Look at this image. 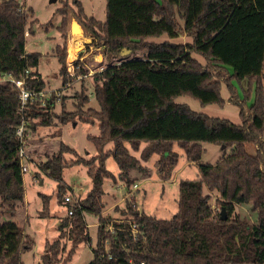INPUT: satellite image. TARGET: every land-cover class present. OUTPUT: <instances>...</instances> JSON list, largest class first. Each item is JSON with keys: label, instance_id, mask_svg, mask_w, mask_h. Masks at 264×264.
Segmentation results:
<instances>
[{"label": "trees", "instance_id": "trees-1", "mask_svg": "<svg viewBox=\"0 0 264 264\" xmlns=\"http://www.w3.org/2000/svg\"><path fill=\"white\" fill-rule=\"evenodd\" d=\"M57 12L64 17L58 26L63 37L65 12ZM32 18L31 9L18 0H0V77L24 79L29 89L41 91L46 86L37 71L41 55L25 51V34L36 24ZM87 28L104 53H142L107 64L94 76L99 110L88 109L80 119L98 123L99 134L88 137L96 154L85 160L61 143L38 165L56 182L62 202L68 190L62 177L65 168L83 165L92 184L84 198L66 204L72 214L62 221L57 240L45 243L40 263L68 264L80 244L90 243L85 214H91L97 218V233L87 264H264V0H105V20L89 18ZM182 34L190 42H146ZM56 56L65 85V46L56 47ZM245 79L248 91L254 87L249 107L236 98L232 84ZM222 84L230 93L226 100ZM178 96H189L201 105H237L241 123L194 112L175 103ZM78 99L76 108L81 110L87 97ZM77 115L63 108L57 114L53 104L41 107L35 102L21 111L17 91L0 83V264H23L21 254L34 244L5 216L13 218L24 207L16 128L22 121L32 130L36 125L50 126L52 120L64 125ZM35 119L39 122L33 123ZM201 143L224 147L216 164L199 163ZM246 144L255 147L253 156L246 152ZM174 146L196 163L200 179L179 181L177 212L171 219L136 213L131 204L123 212L130 219L102 216L105 178L120 180L128 189L150 177L143 163L157 156L156 173L166 181L178 161ZM109 156L119 169L117 178L105 167ZM39 197L43 205L39 216L48 218L50 197ZM222 209L225 221L220 220ZM62 241L70 242L67 252Z\"/></svg>", "mask_w": 264, "mask_h": 264}, {"label": "rangeland", "instance_id": "rangeland-1", "mask_svg": "<svg viewBox=\"0 0 264 264\" xmlns=\"http://www.w3.org/2000/svg\"><path fill=\"white\" fill-rule=\"evenodd\" d=\"M18 1L24 8L31 9L32 20L36 21L33 31L25 36V50L27 53H39L41 55L37 71L41 74L46 85L43 92L48 98L51 95L50 101H52L54 113L59 114L62 108L66 112H78L74 119L64 125L52 120V124L47 127L36 125L35 130L24 128V151L30 159V162H24L28 170L23 173L24 207L19 208L13 218L8 216L7 212H5L7 213L5 216L8 220L14 221L24 234L30 236L34 241L32 249L21 254L22 263L41 264L40 257H42L45 243L57 240L61 223L68 216L62 198L57 197L56 182L50 177H46L37 167L55 154L61 143L74 149L77 156L85 160L96 154V150L88 137L99 134L98 123L97 121L94 124L84 123L80 119V116L88 109L99 110L98 103L93 96L94 76L107 64L117 63L119 60L132 55L141 56L142 52L124 50L115 55H109L104 53L97 41L92 42L90 30L87 28V20L89 18L99 22L105 20V0H56L53 3L50 0ZM77 5L82 8L81 16ZM58 9L65 12V37H62L63 34L58 31L61 19L64 18L57 12ZM72 25L78 27V32L71 30ZM76 36H79L78 41L76 39L72 46L70 41ZM164 41L184 44L190 42V38L182 34L176 39H169L166 35L146 39V42L161 43ZM57 46L60 47V50L65 46L63 72L68 78L65 85H62V78L59 75L61 66L56 56ZM69 46L75 47L74 50L71 48L73 50L72 57H74L71 58L72 60H69L68 57ZM193 57L204 64V60L199 55L193 54ZM71 66L74 70L73 75L67 71ZM227 69L229 72L231 71L230 68ZM232 84L236 98L244 101L245 105L249 107L254 99V87L252 86V90L248 91L246 79L241 83L232 81ZM80 96L87 97L81 110L76 108V104L81 101L78 99ZM221 96L224 100L230 96L224 84L221 86ZM174 102L185 104L190 110L197 113L227 119L236 125L241 123L239 108L231 103H225L222 107L201 105L189 96H178ZM38 122L39 119L33 120V123ZM201 146L204 150L199 159L200 164L214 165L224 152L221 146L215 144L201 143ZM109 148L111 145L107 147V149ZM245 149L250 156L255 154L253 145L246 144ZM173 150L178 154V161L171 177L166 181L161 180L156 173L155 157L144 164L151 171L150 177L135 181V185L128 189L120 180L113 183L111 179L105 178L102 184L104 191L102 216L114 220L130 219V215H125L123 212L126 210V205L131 204L132 208L153 218L171 219L177 212L179 181L200 179L196 163L188 160L181 148L174 146ZM135 155L138 156V153ZM65 157L67 159L74 158L71 154H65ZM105 167L117 178L119 169L111 156L105 160ZM62 177L68 186L65 196H69L72 202L77 201L78 198H84L86 194L79 193H87L92 185L86 167L83 165L65 168ZM203 192L208 193L205 188ZM39 194L50 197L48 218H40L39 216V211L43 206ZM214 198L215 193L211 194V204L215 209ZM85 221L91 242L80 244L68 264H87L92 259V249L96 244L97 218L91 214H85ZM62 242H65L67 252L70 242Z\"/></svg>", "mask_w": 264, "mask_h": 264}, {"label": "built area", "instance_id": "built-area-1", "mask_svg": "<svg viewBox=\"0 0 264 264\" xmlns=\"http://www.w3.org/2000/svg\"><path fill=\"white\" fill-rule=\"evenodd\" d=\"M27 34H25V36ZM73 66H71L70 68L67 69V71L72 75L74 72V70L72 69ZM25 74H28V71H25ZM0 82H7V83L11 84L14 87V89L17 91L19 107H20L21 111L24 110L28 105L33 104L34 102L40 104L41 107H46V106L52 104V101H50L51 95H49V98H48L47 95L43 92V90L34 91L32 89H29L27 87L24 79H16V78L12 77L11 75L7 74V75H3L0 77ZM24 128H25V123H24V121H22L21 124L16 128V131H15V135L19 139V142L21 143V146L19 148L17 156L19 159V163L21 166L22 173L28 171L24 162H28V161L30 162V159H29L27 153H25V151H24V147H25V143L23 140L24 139ZM73 203L74 202H72V200L69 196L64 197L63 204L65 206H66V204H73ZM66 213L68 216H70L72 214V209H68L66 211ZM134 228H135V226H133V229H132L133 233L136 231ZM109 230L112 231V229H110V228H109Z\"/></svg>", "mask_w": 264, "mask_h": 264}, {"label": "bare ground", "instance_id": "bare-ground-1", "mask_svg": "<svg viewBox=\"0 0 264 264\" xmlns=\"http://www.w3.org/2000/svg\"><path fill=\"white\" fill-rule=\"evenodd\" d=\"M73 32H78V27L76 25H72V29H71ZM75 36V35H74ZM79 36H76V37H73L72 40L70 42H72V46L74 45V41L78 38ZM80 39V38H79ZM78 41V39H77ZM81 41V40H80ZM77 45V44H76ZM75 47H71L69 46V59L72 58V55H73V50Z\"/></svg>", "mask_w": 264, "mask_h": 264}, {"label": "water", "instance_id": "water-1", "mask_svg": "<svg viewBox=\"0 0 264 264\" xmlns=\"http://www.w3.org/2000/svg\"><path fill=\"white\" fill-rule=\"evenodd\" d=\"M54 1H56V0H50V2H54ZM221 148L222 149H224V147L223 146H221ZM139 211H136V213H138ZM220 220L221 221H225L226 220V214H225V211L222 209L221 211H220Z\"/></svg>", "mask_w": 264, "mask_h": 264}, {"label": "crops", "instance_id": "crops-1", "mask_svg": "<svg viewBox=\"0 0 264 264\" xmlns=\"http://www.w3.org/2000/svg\"><path fill=\"white\" fill-rule=\"evenodd\" d=\"M26 51V50H25ZM68 57H69V48H68ZM74 57H72V59H73ZM72 59H69V60H72ZM41 75V74H40ZM204 150V149H203ZM255 150V149H254ZM223 154V153H222ZM155 157V161L157 160V156H154ZM145 163H143V165H144ZM38 168V167H37ZM119 173V172H118ZM23 184H24V182H23ZM79 194H82V195H84V194H86V193H83V192H80ZM80 196V195H79ZM82 198V197H81ZM24 233V232H23Z\"/></svg>", "mask_w": 264, "mask_h": 264}]
</instances>
